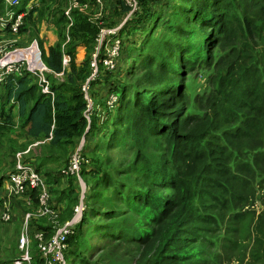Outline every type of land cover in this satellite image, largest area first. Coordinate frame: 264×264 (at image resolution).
Instances as JSON below:
<instances>
[{
    "label": "trees",
    "instance_id": "1",
    "mask_svg": "<svg viewBox=\"0 0 264 264\" xmlns=\"http://www.w3.org/2000/svg\"><path fill=\"white\" fill-rule=\"evenodd\" d=\"M31 1L17 9L25 13L19 32L37 10L25 11ZM138 1V11L120 30H138L127 70L133 83L105 81L107 97L116 102L112 108L105 102L104 119L99 123L90 115L88 122L82 91L98 29L75 14L70 39L80 36V44L65 52L59 44H38L52 95L42 94L26 74L0 84V149L3 140L13 143V136L4 135L15 122L18 140L25 141L21 148L45 141L27 161L49 186L63 183L50 195L52 207H65L68 215L81 189L76 175L65 172L81 140L80 160L94 152V137L100 150L117 151L115 162L93 155L79 164L88 190L81 220L65 241V264H210L206 250L213 230L229 221L226 216L240 221L239 211L256 200L263 208L253 244L264 256V0ZM116 2L125 15L127 8ZM80 47L87 54L78 61ZM101 124L109 127L99 130ZM16 145H10L13 153ZM48 166L57 171L43 172ZM11 172L0 177V187ZM37 194L25 195L36 205ZM30 230L32 263L39 264L34 237L42 233L47 241L54 230L40 223H31ZM124 245L136 255L133 263L126 252L119 256ZM110 248L109 258H95Z\"/></svg>",
    "mask_w": 264,
    "mask_h": 264
},
{
    "label": "rangeland",
    "instance_id": "2",
    "mask_svg": "<svg viewBox=\"0 0 264 264\" xmlns=\"http://www.w3.org/2000/svg\"><path fill=\"white\" fill-rule=\"evenodd\" d=\"M22 1H20V4ZM162 1L170 2V0H162ZM261 2L264 3V1ZM81 3L87 4L88 9L86 11L88 16H92L93 14H95L96 8H95L94 0H82ZM30 4L35 9H37L35 12L36 17H33L31 22L25 21L23 32H18V35L11 36L9 35V33H5L4 35H2L0 39H2L3 42H6L7 44H9V42H12L10 43V46L12 48H20V47L28 46L32 40H36L38 44L42 43L44 45V41H48L46 39L52 36V42L61 45V49L63 52H65L69 46H74L81 43L82 38L80 36H78L76 40L70 39V34H71L70 30L74 21L75 14H79V16H81L86 20L89 18L87 17V15L72 9L70 11L71 20L69 22V20L64 15V12L68 9V4L66 0H33L32 2H30ZM250 10H251V6L247 5L246 12ZM252 11L257 12L256 7L252 8ZM123 19H124V15L121 14V12L120 14L114 13L112 5L106 6L104 3V10L102 12V19L100 25L101 29L115 28L120 24V20L122 22ZM136 33L138 34V30L132 28H127L126 30L120 32L121 35L120 34L119 35L122 42V46L120 50L121 51L120 57L117 60L116 69L113 71V74L111 76L105 77L106 74L101 73L100 76H98L95 79V81H91V84L89 85L88 88L89 93H91V91L99 93L102 92V89L103 91L106 90V87L108 86V83L107 82L105 83L106 80L110 82L114 81V83L117 85L126 83L127 81L133 83L132 79H128L127 70L132 65L134 56L136 54V47L139 42V40L135 35ZM45 46L46 44L44 45V47ZM89 53L91 54L92 51ZM86 54H87L86 51L82 47H80L77 50L76 59L78 61H81L86 56ZM136 74H138L137 71ZM201 81L203 80L201 78H198V82ZM196 85L191 87V90L194 92ZM96 99L98 101L97 105L100 113L99 118L103 120L104 116L101 115L103 114L102 109L104 110V112H106L104 104L105 102L107 104L108 98L104 102H102V99L99 98ZM87 120L89 122L90 118H88ZM98 121L100 122L99 119ZM1 125H3V123L0 120V126ZM108 127L109 125L101 124L99 125L98 128L99 130H104V129L107 130ZM7 135H10L11 137L13 136L12 138L14 139L13 143L12 144L10 143V145L13 146L17 144L15 146L14 155H16L17 153H21L31 147L30 149L32 150L30 151V153L24 155V157L30 158L31 156L30 154H32L35 149L39 151V147L36 148L35 146L34 148L31 146L32 144L28 145L25 149L21 148V145H23L25 141L23 139L18 140L19 136L21 135L19 131V124H17L16 122L13 126V129L10 130L8 128L4 136ZM96 140H99V137H94L90 141L89 148L90 150H94V152L89 154L85 158L92 159L94 155L100 158L103 157L106 158L107 156H111L114 160L113 162L119 160V155L117 154V151L109 150L108 152L105 153L104 151L100 150V147H98ZM45 143L46 142L43 141L40 145L44 147ZM83 143L84 140L82 139L81 140L82 146ZM79 146L77 148L76 153L79 152V156H80V151L82 146L80 148ZM5 150L6 147L0 149V154H3ZM6 155L7 156L5 157H2V155H0V177L9 174V172H11L12 170L11 167L12 161L10 160L11 155L8 156V153ZM85 158L82 157L81 160H79V164L82 161L86 162ZM45 171H51L53 172L52 174H54L57 171V169L53 168L52 166H48L44 169L43 172ZM67 174H69L68 170L66 175ZM76 179L80 189L82 185H84V188H86L87 191L88 187L86 185V182H83L81 178L80 181H78L77 177ZM4 181H7V179H5ZM44 181L47 184L46 179H44ZM61 187H63V183L57 187L54 185L49 186L47 184V192L49 196L48 208L49 209L51 208L53 214L51 212V215H45V216H41L39 214L38 212L39 204L35 205L32 200L31 202H28L26 195H15L14 193L7 191L5 188L1 187L0 189V264H11L8 262H11L10 260L14 259V256H17V258L21 256L22 252L21 249L19 248V238L21 233L24 231V229H26L28 234V240H29L28 250L30 256L32 257V252L34 251L33 250L34 243L32 241L33 240L31 235L32 232L30 230L31 223L34 224L40 223L43 226H51V228H53L55 232L66 222H69V220L72 218L74 208L78 204L74 203V205L72 206L73 211L69 215L64 211L65 207L63 208V210L57 209V207L54 206L52 207L53 204L51 201L50 194L51 193L55 194V193L50 192V190L52 189L57 190V188L60 189ZM5 208H8L9 216H10V220L7 223L1 221V217L2 214L4 213ZM262 208L263 207L260 200H256L253 203L249 201L239 211V215L241 216L240 221H235L232 217L226 216V218H229V221H225L220 229L216 228L213 230L210 242L208 243L206 251L209 252L210 264H264V256L262 255L263 252L253 244V235H254L253 228L257 220L258 214L260 210H262ZM26 215H30V218L28 224L25 227L24 220ZM86 238H89V236L87 235ZM124 252L129 254L130 259L133 263V261L136 259V255L133 252L130 253L128 246L125 245L119 248V252H118L119 256L123 257ZM94 253L97 254L96 251H94ZM111 253H112V248L108 249L106 252L100 254L99 256L97 255L95 258L100 259L102 258V256L109 258ZM12 254H14V256ZM126 260L128 259L124 258V260H120V261L126 262ZM124 264H129V263L127 261Z\"/></svg>",
    "mask_w": 264,
    "mask_h": 264
},
{
    "label": "built area",
    "instance_id": "3",
    "mask_svg": "<svg viewBox=\"0 0 264 264\" xmlns=\"http://www.w3.org/2000/svg\"><path fill=\"white\" fill-rule=\"evenodd\" d=\"M21 0H0L3 5L0 10V37L5 33H9L11 36L18 35L20 27L23 25V20L25 13H17V9L20 6ZM68 4V9L64 12L65 17L71 20L70 11L72 9L78 12L84 13L89 17L87 20L91 25H95L99 30L97 37L95 38L94 50L91 54V74L89 78L85 81L82 86V91L84 92V98L87 102L86 118H89L90 111L92 109V101L88 96L89 82L95 81L99 74L103 71L113 72L117 66V60L120 57V50L122 46L121 39L119 37V32L123 25L131 19L133 14L139 9L138 0H119L128 10L124 15L122 22L115 28L106 29L100 27L102 12L104 10L103 0H94L95 4V14L88 16L87 14V4L81 3L82 0H66ZM10 43L7 44L0 39V84L7 81L10 76H21L22 74L29 75L38 86L42 94H50V84L47 79V75L50 70L45 66L40 49L38 47V42L32 40L28 46L20 48H12ZM68 58L63 57V65L66 66ZM102 69V70H100ZM60 77L61 75H56ZM116 102V97L113 95L109 96L107 99L108 108H112L113 104ZM45 142V141H44ZM42 142H35L31 146L36 148ZM30 147V146H29ZM31 148V147H30ZM17 153L14 156V167L12 172L8 177V184L10 186V192L15 195H25L28 190H36L37 198L39 204V214L41 216L51 215L53 211L48 208L49 196L47 192V184L44 179L36 172L34 164L27 161L24 155L30 153L32 149ZM33 152V151H32ZM79 156L75 153L70 161L68 172L70 174H75L80 181L78 175L79 171ZM67 171L65 172V174ZM83 200V199H82ZM79 199L78 205L74 208L72 218L69 222H66L60 228H58L53 236L47 240H43L42 233H37L35 239L38 242L37 248L42 262L39 264H65L63 258V252L66 249L65 241L67 237L72 234L74 226L80 222L83 203ZM27 201L31 202V198L27 196ZM30 215H26L24 223L25 227L28 224ZM10 220L9 210L5 208L2 214L1 221L7 223ZM28 234L26 229L21 233L19 238V248L21 249V256L17 258L13 264H33L32 257L28 250Z\"/></svg>",
    "mask_w": 264,
    "mask_h": 264
},
{
    "label": "crops",
    "instance_id": "4",
    "mask_svg": "<svg viewBox=\"0 0 264 264\" xmlns=\"http://www.w3.org/2000/svg\"><path fill=\"white\" fill-rule=\"evenodd\" d=\"M33 1V0H32ZM31 1V2H32ZM104 3H105V5L107 6V5H112V7H113V12L114 13H118V14H120V9H119V5L117 4V2H116V0H104ZM32 8H34L31 4H30V2L28 3V5L25 7V11H29V10H31ZM33 17H36L35 16V12L33 13V16H32V18ZM120 23H121V20H120ZM46 40H48V41H44V45L46 44V46H51V45H54L55 44V42H52V36H50V37H48ZM45 46V47H46ZM103 88V87H102ZM107 90H104L103 91V89H102V92H99V93H96V92H94V91H91V101H92V109H91V111H90V115H92V116H97V117H95V119H96V121H98V119L100 120V122L102 121L99 117H100V113H99V110H98V105H97V103H98V101H97V99L96 98H99V99H102V102H104L108 97V93L106 92ZM103 110V109H102ZM95 112V113H94ZM92 113V114H91ZM89 115V116H90ZM91 116V117H92ZM90 118V117H89ZM99 122V121H98ZM99 122V123H100ZM3 145H4V147H6V150L4 151V153L2 154V156L3 157H5V156H7L6 154L8 153V156L9 155H11V161H12V159H13V162H14V154H15V152L13 153L12 151H11V149H13V148H11V146H10V144H8L7 143V141L6 140H3ZM7 152V153H6ZM13 157V158H12ZM12 171V170H11ZM8 182L7 181H3L2 182V185H1V187L2 188H5L7 191H10L11 189H10V186H9V184H7ZM1 187H0V189H1Z\"/></svg>",
    "mask_w": 264,
    "mask_h": 264
},
{
    "label": "water",
    "instance_id": "5",
    "mask_svg": "<svg viewBox=\"0 0 264 264\" xmlns=\"http://www.w3.org/2000/svg\"><path fill=\"white\" fill-rule=\"evenodd\" d=\"M81 146H82V145H81V142H80V146H79V148H80ZM84 191H85V188H84V185H82V187H81V196H80V200L83 199Z\"/></svg>",
    "mask_w": 264,
    "mask_h": 264
}]
</instances>
